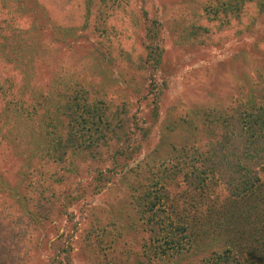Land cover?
I'll use <instances>...</instances> for the list:
<instances>
[{
  "label": "rangeland",
  "instance_id": "374dc122",
  "mask_svg": "<svg viewBox=\"0 0 264 264\" xmlns=\"http://www.w3.org/2000/svg\"><path fill=\"white\" fill-rule=\"evenodd\" d=\"M56 1L0 0L5 96L24 106L0 124V177L20 192L30 181L52 190L55 179L63 180L71 197L66 215L26 230L22 252L29 249L28 264H119L112 249L119 244L144 261L136 191L168 173L173 147L203 145L205 111L252 97L264 101V12L246 5L244 17L207 21L206 31L195 35L193 22L213 0H93L89 13L82 0ZM83 92L88 101L131 104L129 145L137 149L127 166L92 162L80 152L46 164L58 132L55 106L64 94ZM100 173L109 180L100 182ZM34 191L26 197H37ZM5 197L0 193L2 209ZM7 198L18 206L15 197ZM261 219L264 213L240 229L251 230ZM213 236L199 240L180 262L229 245L224 233Z\"/></svg>",
  "mask_w": 264,
  "mask_h": 264
},
{
  "label": "trees",
  "instance_id": "16d2710c",
  "mask_svg": "<svg viewBox=\"0 0 264 264\" xmlns=\"http://www.w3.org/2000/svg\"><path fill=\"white\" fill-rule=\"evenodd\" d=\"M82 2L85 13L91 12L93 0ZM246 5H256L264 12V0L211 1L204 14L202 12L193 22L191 33L197 35L201 30L206 31L202 24L207 21L225 18L230 22L232 18L244 17ZM154 57L155 65L160 54ZM3 68L5 65L1 61L0 124L7 125L9 113L20 112L21 105L24 106L10 95L6 98V90L10 89L4 84L7 80ZM84 92L80 96L66 93L55 106L58 132L50 141V159L46 164L64 163L69 155L80 152L92 162L111 160L120 168L127 166L135 160L137 149H130L129 145L135 124L131 104L128 101L110 104L102 99L88 101L84 99ZM259 98L258 102L252 97L221 111H205L203 145L190 149L173 147L176 157L168 173L152 177L151 183L147 182L136 191L133 200L136 207L142 206L139 227L144 237L141 253L146 260H137L129 249L125 253L117 244L112 249L121 261L119 264L146 261V264H264V219L251 230L240 229L245 220L254 216L261 218L264 213L261 211L264 206V101ZM107 176L100 173L98 180L108 181ZM2 179L0 177V193L6 197L1 200L5 210L0 208V264H28L29 249L22 252L21 247L26 230L66 215L71 197L62 187L63 180L55 179L56 188L52 190L40 181L37 182L39 188L32 187L30 181L20 192L9 188ZM29 188L35 189V195L38 193L34 199L26 197ZM7 196L15 197L18 206L7 204ZM221 233L229 238L228 246L193 257L189 262H180L199 240ZM62 252L67 253V250ZM66 255L64 258L68 259ZM130 256L133 261H129Z\"/></svg>",
  "mask_w": 264,
  "mask_h": 264
}]
</instances>
